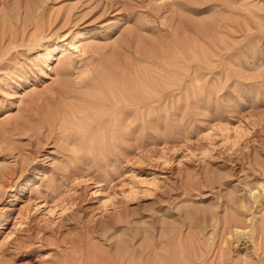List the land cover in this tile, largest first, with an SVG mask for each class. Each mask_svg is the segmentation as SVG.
I'll list each match as a JSON object with an SVG mask.
<instances>
[{
    "label": "rangeland",
    "instance_id": "374dc122",
    "mask_svg": "<svg viewBox=\"0 0 264 264\" xmlns=\"http://www.w3.org/2000/svg\"><path fill=\"white\" fill-rule=\"evenodd\" d=\"M263 183L264 0H0V264H264Z\"/></svg>",
    "mask_w": 264,
    "mask_h": 264
},
{
    "label": "bare ground",
    "instance_id": "6f19581e",
    "mask_svg": "<svg viewBox=\"0 0 264 264\" xmlns=\"http://www.w3.org/2000/svg\"><path fill=\"white\" fill-rule=\"evenodd\" d=\"M146 46H147V45H146ZM188 49H189V48H188ZM64 53H65V52H64ZM167 53H168V52H167ZM202 53H203V52H202ZM48 54H49V52L47 53V55H48ZM48 56H50V59H51L54 55H50V54H49ZM204 56H205V55H204ZM56 57H57L56 60L58 61V60H60V59L63 57V54H62V53H59V54L56 55ZM143 57H144V56H143ZM183 57H184V56H183ZM140 58H141V57H140ZM138 59H139V58H138ZM138 59H136V60H138ZM139 60H143V59H139ZM204 61H205V60H204ZM133 62H134V61H133ZM171 63H172V62H171ZM212 63H213V62H212ZM166 64H167V63H166ZM133 65H134V64H133ZM168 65H170V64H168ZM138 66H139V65H138ZM211 66H213V65H211ZM211 66H210V67H211ZM135 67H136V66H135ZM94 70H95V69H94ZM124 70H125V69H124ZM178 70H179V69H178ZM187 72H188V71H187ZM123 73H124V71H123ZM123 73H122V74H123ZM92 74H93V73H92ZM94 74H95V75H94ZM94 74H93L94 76L91 78V81H94V80L96 81V78H98V79L101 78V79H102V78L104 77V75L102 74V71H101L100 69L96 70V73H94ZM142 74H143V73H142ZM195 75H196V74H195ZM90 76H91V75H90ZM196 77H198V76H196ZM196 77H193V78L195 79ZM88 78H89V77H88ZM106 78H107V77H106ZM106 78H105V79H106ZM107 79H108V78H107ZM112 79H113V78H112ZM129 79H130V78H129ZM99 81H100V80H99ZM168 81H169V80H168ZM83 82H84V81H83ZM97 82H98V81H97ZM97 82H96V83H97ZM105 82H106V81H105ZM105 82H104V84H105ZM111 82H112V81H110L109 83H111ZM113 82H115V81L113 80ZM139 82H140V81H139ZM139 82H138V84L141 85L142 83L140 82V83H141V84H140ZM148 82H149V80H148ZM194 82H195V81H194ZM115 83H116V82H115ZM115 83H114V84H115ZM121 83H122V82H121ZM135 83H136V82H134V84H135ZM149 83H151V82H149ZM197 83H198V81H197ZM102 84H103V82L100 84V86H101L102 88H104ZM111 84H112V83H111ZM116 84H117V83H116ZM126 84H128V83H127V80H126ZM129 84H130V83H129ZM132 84H133V83H132ZM132 84H131V85H132ZM134 84H133V85H134ZM143 84H145V83H143ZM143 84H142V85H143ZM75 85H76V84H75ZM80 85H81L80 87L82 88L83 84H80ZM84 85H85V84H84ZM105 85H106V84H105ZM121 85H124V86H125L124 83L121 84ZM131 85H129V86H131ZM135 85H137V84H135ZM142 85H141V86H142ZM150 85H152V83H151ZM155 85H156V84H155ZM167 85H168V84H167ZM170 85H172V84H170ZM198 85H199V84H198ZM85 86H86V85H85ZM100 86H99V87H100ZM119 86H120V85H119ZM119 86H118V87H119ZM129 86H128V87H129ZM143 86H144V85H143ZM146 86H147V85H146ZM163 86H164V85H163ZM65 87H66V85H65ZM83 87H84V86H83ZM106 87H107V86H106ZM106 87H105V88H106ZM116 87H117V85H116ZM118 87H117V88H118ZM87 88H88V87H87ZM87 88H86V89H87ZM90 88H91V87H90ZM117 88H116V89H117ZM121 88H122V87H121ZM130 88H132V87H130ZM109 89H110V88H109ZM125 89H126V88H125ZM125 89L123 90V91H124V94H123V95H121V93H123V92H121V93H119L120 96H118V97L115 98V99H117V100H115V101H117V103H118V104H116V106L119 105L118 108H117V110H116V112H115V114H116L117 118H120V120H124V119H125V116H126V115H125V114H126V112H125V111H126V110H125L126 107H124V105H125L124 102H126L127 105H128L129 102H130V100H129V99H130V92H125V91H127V89H126V90H125ZM132 89H133V88H132ZM141 89H142V88H141ZM160 89H161V88H160ZM65 90L68 91V88L65 89ZM70 90H72V89H70ZM76 90H77V89H76ZM104 90H105V89H104ZM110 90L113 91L112 89H110ZM114 90H115V89H114ZM136 90H137V88H136ZM149 90H150V89H149ZM149 90H148V93H149ZM72 91H73V90H72ZM84 91H85V90H84ZM97 91H98V90H97ZM121 91H122V90H121ZM132 91H133V90H132ZM62 92H63V94H65V93H64L65 91H62ZM62 92H61V93H62ZM68 92H69V91H68ZM73 92H74V91H73ZM88 92H89V91H88ZM119 92H120V90H119ZM136 92H137V91H136ZM141 92L143 93L144 91L142 90ZM150 92H151V90H150ZM192 92H193V91H192ZM77 93L79 94V92H77ZM99 93H100V92H99ZM105 93H106V92H105ZM110 93H111V92H110ZM110 93H109V96H108V94H106L107 97L109 98V99L107 98L108 101H109V100L112 101V97H113V96H112V93H111V94H110ZM126 93H129V97L127 96L128 94L126 95ZM148 93H147V94H148ZM152 93H153V92H152ZM152 93H151V94H152ZM66 94H68V96H72V95L76 94V92H74V94H70V92H69V93L66 92ZM66 94H65V95H66ZM101 94H103V93H101ZM133 94H134V93H133ZM138 94H140V93H138ZM149 94H150V93H149ZM155 94H156V93H155ZM65 95H64V96H65ZM79 95H80V94H79ZM103 95L105 96V94H103ZM110 95H111L112 97H111ZM124 95H126V96H124ZM143 95H144V94H143ZM153 95H154V94H152V96H153ZM58 96H60V95H58ZM62 96H63V95H62ZM68 96H67V97H68ZM89 96H90V95H89ZM91 96H92V94H91ZM121 96H124V97H121ZM155 96H156V95H155ZM67 97H66V99H65V97H62V98H64V100L67 101V99H68ZM77 97H78V96H77ZM86 97H87V96H86ZM114 97H115V95H114ZM114 97H113V99H114ZM120 97H121V98H120ZM125 97H127V98H125ZM160 97H161V96H160ZM71 98H73V97H71ZM89 98H91V97H89ZM92 98H93V97H92ZM92 98H91V99H92ZM110 98H111V99H110ZM123 98H124L125 100H124ZM59 99H60V98H59ZM73 99H74V98H73ZM78 99H79V98H78ZM94 99H95V97H94ZM126 99H127V100H126ZM62 100H63V99H62ZM69 100H70V99H69ZM71 100H72V99H71ZM74 100H75V99H74ZM88 100H89V99H88ZM92 100H93V99H92ZM96 100H97V99H95V103H98V104H99V101L97 100L98 102H96ZM99 100H101V99H99ZM123 100H124V101H123ZM136 100H138V99H136ZM136 100L132 99L131 101H133V102L135 101L136 103H138V101H136ZM104 101H106V100H103V103H105ZM110 101H109V102H110ZM113 101H114V100H113ZM127 101H128V102H127ZM139 101H140V100H139ZM68 102L71 103L70 101H68ZM68 102H67L66 104H68ZM73 102H74V101H73ZM75 102H76V101H75ZM101 102H102V101H100V104H101ZM140 102H141V101H140ZM140 102H139V103H140ZM60 103H61V102H59V104H60ZM77 103H79V102H77ZM103 103H102V104H103ZM106 103L108 104L107 101H106ZM111 103H112V102H111ZM114 103H116V102H114ZM130 103H132V102H130ZM150 103H152V101H150ZM154 103H156V102L154 101ZM47 104H48V102H47ZM81 104H84V103L81 102L80 105H81ZM100 104H99V105H100ZM132 104H133V103H132ZM132 104H131V105H132ZM62 105H63V104H62ZM64 105H65V104H64ZM78 105H79V104H78ZM80 105H79V106H80ZM104 105H105V104H104ZM113 105H114V104H113ZM56 106H57V105H56ZM88 106H89V105H88ZM88 106H87V107H88ZM94 106H96V105H94ZM101 106H103V105H101ZM106 106H107V105H106ZM108 106H111V105L108 104ZM135 106H136V104H135ZM135 106H134V107H135ZM147 106L152 107L150 104H148ZM185 106H186V105H185ZM62 107H63V106H62ZM71 107H72V108L74 107L73 109H75L76 105H75V104H74V105H69V104H68V105L65 106V110H64V109H61V110H64V112H65V111H68V110L70 111V109H72ZM63 108H64V107H63ZM68 108H69V109H68ZM104 108H105V107H104ZM107 108H108V109H111L112 106H111V107H107ZM43 109H44V108H43ZM53 109H54V108H53ZM59 109H60V108H59ZM66 109H68V110H66ZM137 109H138V108H137ZM61 110H60V111H61ZM83 110H84V109H83ZM83 110L81 109L80 111H83ZM124 110H125V111H124ZM127 110H129V109H127ZM134 110L136 111V108H135ZM142 110H143V109H142ZM147 110H148V108H147ZM40 111H42V109H41ZM50 111H51V112H50ZM60 111H59L56 107H55V110H49V112L47 111V112H48V113H47V116H45V117H46V120L48 121L47 123L51 124V121H53V122L59 121L60 116L64 113V112L62 111L63 113L61 114ZM72 111H73V110H71V112H72ZM76 111H77V108H76ZM84 111H85V110H84ZM111 111H113V110L111 109ZM131 111H132V110H131ZM109 112H110V111H109ZM66 113H67V112H66ZM66 113H64V114L66 115ZM77 113L80 114V112H78V111H77ZM151 113H152V110H151ZM151 113L149 112V114H151ZM36 114H37V113H36ZM42 114L44 115V114H46V113L43 112ZM64 114H63V115H64ZM72 114H73V113H72ZM85 114H86V113H85ZM100 114H101V113H100ZM94 115H95V114H94ZM66 116L68 117V115H66ZM109 116H110V113H108V112H105V113H104V117H105V118H108ZM149 116L151 117V115H149ZM99 117H100V116H99ZM101 117H102V115H101ZM101 117H100V119H101ZM104 117H102V118H104ZM132 117H133V116H132ZM42 118H43V116H42ZM62 118H65V116H64V117L62 116ZM74 118H75V116H74ZM43 119H44V118H43ZM96 119H97V118H96ZM112 119H113V123H114V122L117 123L118 121H120V120H116V121H115L114 118H112ZM130 119H131V118H130ZM62 120H63V119H62ZM101 120H103V119H101ZM108 120H109V119H108ZM60 121H61V119H60ZM110 121L112 122V120H110ZM153 121H154V120H153ZM121 122H122V121H121ZM121 122H120V123H121ZM129 122H130V120H129ZM39 123H41V122H39ZM60 123H61V122H60ZM62 123H63V121H62ZM62 123H61V124H62ZM116 123H114V125H115ZM49 124H48V125H49ZM132 124H133V123H132ZM132 124H127V125H131V126H132ZM64 125H65V124H64ZM64 125L62 124V126H64ZM114 125L112 124L113 127H114ZM117 125H118V124H116V127H114L115 129L117 128ZM121 125H122V124H121ZM121 125H118L119 128H120ZM127 125H126V126H127ZM91 126H92V125H91ZM122 126H123V125H122ZM131 126H130V127H131ZM60 127H61V126H60ZM82 127H83V126H82ZM113 127H112V128H113ZM123 127H124V126H123ZM123 127H121V129H122ZM127 127H129V126H127ZM127 127H126V128H127ZM130 127H129V128H130ZM85 128H86V127H85ZM119 128H117V129H119ZM143 128H144V127H143ZM63 129H65V128H63ZM67 129H68V127H67ZM123 129H124V128H123ZM127 130H128V128H127ZM131 130L133 131V129H131ZM64 131H65V130H64ZM73 131H74V130H73ZM128 131H129V130H128ZM132 131H131V132H132ZM67 133H68V132H67ZM69 133H70V131H69ZM111 133H112V132H111ZM84 134H85V133H84ZM84 134H83V135H84ZM73 137H74V136H73ZM104 138H105V137H104ZM111 139L113 140V137H112ZM122 142H123V141H122ZM74 143H75V141H74ZM67 144H68V143H67ZM74 145H75V144H74ZM91 145H92V144H91ZM72 147H73V146H72ZM78 151H79V150H78ZM260 186H261V188H263V189H260V190H262V192H259V195H260L259 197H257V196L255 195L254 192L251 193V197H252V196L254 197V202H255V201H261V200L258 199V198H260V197H262L263 200H264V183H263V185H260ZM253 197H252V198H253ZM262 198H261V199H262ZM257 199H258V200H257ZM237 202H238V201H237ZM238 203H239V202H238ZM261 203H262V202H261ZM261 203H260V204H261ZM243 204H244V203H243ZM231 205H232V204H231ZM228 206H229V207H227V208H230V205H228ZM233 207H236V205H235V206L233 205L230 209H234ZM244 207H245V206H244ZM244 207H243V208H244ZM236 208H237V207H236ZM239 208H240V207H239ZM232 211H233V210H232ZM238 211H239V210H238ZM236 212H237L236 209H235L233 215H231V212H230L231 220L233 221V223H232V221H230V220L227 219V218L225 219V221H223V223L225 222L224 225H226L227 231H228V230H231V229H229V228H233V226H234V228H237V226L240 224V220H238V219L236 218V217H237ZM229 218H230V217H229ZM261 224H262L261 227H260L261 230H262V231H261V234L263 233V235H264V231H263V230H264V228H263V227H264V220L262 221ZM224 225H223V226H224ZM239 226H240V225H239ZM262 226H263V227H262ZM200 227H201V226H200ZM224 229H225V228H224ZM224 229H223V230H224ZM228 232H229V231H228ZM200 233H201V232H200ZM261 234H260V236L263 238V235H261ZM260 236H259V237H260ZM261 237H260V238H261ZM177 239H178V238H177ZM260 240H261V239H260ZM122 241H123V240H122ZM122 241H121V242H122ZM261 241H262V240H261ZM189 242H190V241H189ZM189 242H188V243H189ZM262 242H264V238H263V241H262ZM177 243H178V240H176V244H177ZM186 243H187V242H186ZM180 244H181V243H179V245H180ZM259 244H260V246H261V242H260ZM119 245H120V243L118 244V246L116 247V250L114 251L115 254H112V255L107 254L106 257H104V256L102 257L99 253H97V252L94 253V252L92 251V254H89V257H87V258H88L87 260H89V261L86 260V262H85V260H84L85 263H83V264H125V259H126V255H127V253H126V246H127V245H126V243H124V245H121V246H119ZM125 245H126V246H125ZM174 245H175V244H174ZM179 245H178V246H179ZM184 246H185V245H184ZM184 246H183V248H185ZM178 248H179V247H178ZM174 249H177V248L174 247ZM93 250H94V249H93ZM182 250H183V249H182ZM181 252H182V251L180 250V252L177 251V252L172 253L173 256L170 257V258H171L170 264H194V263H192V261L189 260V258H186L185 260L182 261L181 257H183V254H182ZM80 254H81V253H80ZM168 254H169V253H168ZM185 254H186V253H185ZM81 255H82V254H81ZM187 256H188V255H187ZM80 257H81V256L78 257V260H81ZM161 257H162V256H161ZM164 258H165V257H164ZM161 259H162V261H163V258H161ZM191 260H192V259H191ZM167 261H168V260H167ZM167 261L164 260V262H166V263L169 264V262H167ZM74 262H77V259H76ZM158 262H161V260L158 261ZM185 262H186V263H185ZM74 264H77V263H74Z\"/></svg>",
    "mask_w": 264,
    "mask_h": 264
}]
</instances>
